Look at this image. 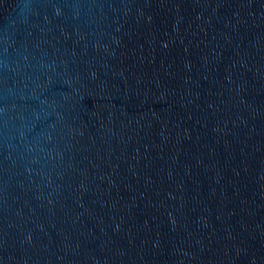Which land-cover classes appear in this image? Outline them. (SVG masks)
I'll use <instances>...</instances> for the list:
<instances>
[{"label":"water","instance_id":"1","mask_svg":"<svg viewBox=\"0 0 264 264\" xmlns=\"http://www.w3.org/2000/svg\"><path fill=\"white\" fill-rule=\"evenodd\" d=\"M0 264H264V0H0Z\"/></svg>","mask_w":264,"mask_h":264}]
</instances>
